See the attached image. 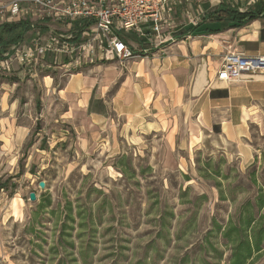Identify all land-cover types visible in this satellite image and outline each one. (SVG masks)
<instances>
[{"label": "rangeland", "instance_id": "obj_1", "mask_svg": "<svg viewBox=\"0 0 264 264\" xmlns=\"http://www.w3.org/2000/svg\"><path fill=\"white\" fill-rule=\"evenodd\" d=\"M4 61L0 264H228L217 225L236 220L264 185V132L251 129L257 154L247 169L236 145L189 130L179 115L116 119L109 141L80 148L60 93L67 69ZM254 264H264V252Z\"/></svg>", "mask_w": 264, "mask_h": 264}, {"label": "crops", "instance_id": "obj_2", "mask_svg": "<svg viewBox=\"0 0 264 264\" xmlns=\"http://www.w3.org/2000/svg\"><path fill=\"white\" fill-rule=\"evenodd\" d=\"M261 1L173 0L164 32L174 43L137 42L136 35L137 41L126 34L139 58L126 67L96 62L73 71L60 93L74 124L75 145L89 149L106 143L116 119L174 122L179 115L189 130L215 134L236 145L241 169L249 168L257 154L251 146V129L264 132V79L224 85L215 83V78L227 52L264 56V14L238 24L224 17L218 20L216 12L227 7L247 14L258 11L251 6ZM52 28L59 34L69 32L61 25ZM42 32L49 35L46 29ZM35 37L31 29L23 42ZM47 60L52 62L53 57L48 55ZM58 61L62 68L67 59ZM154 124L161 126L162 121Z\"/></svg>", "mask_w": 264, "mask_h": 264}, {"label": "built area", "instance_id": "obj_3", "mask_svg": "<svg viewBox=\"0 0 264 264\" xmlns=\"http://www.w3.org/2000/svg\"><path fill=\"white\" fill-rule=\"evenodd\" d=\"M172 1L13 0L7 8L0 7L1 21L27 20L36 37L28 44L22 41L11 46L4 55L5 67L16 63L25 68L49 69L61 66L59 57L67 59L63 67L70 74L96 62L124 65L140 57L127 43L126 34L134 33L156 45L174 43L164 32ZM52 25L66 27L69 32L59 34ZM44 29L48 30V36L42 32ZM48 55L53 57L52 62L47 60ZM261 79H264V56L227 52L215 83L233 85Z\"/></svg>", "mask_w": 264, "mask_h": 264}, {"label": "trees", "instance_id": "obj_4", "mask_svg": "<svg viewBox=\"0 0 264 264\" xmlns=\"http://www.w3.org/2000/svg\"><path fill=\"white\" fill-rule=\"evenodd\" d=\"M258 11H251L247 14H241L231 8H222L217 11V19L226 18L230 22L243 23L252 21L260 14H264V3H259ZM30 23L27 20H21L12 25L5 24L0 28V61L4 55L9 52L10 47L24 40ZM7 42V43H6ZM216 175L219 173H215ZM220 176V175H219ZM251 181L257 184L255 174ZM223 199V195L221 194ZM44 205H40L43 208ZM264 185L261 186L255 201L248 203L241 208L237 219L231 218L224 226L217 225L220 231L223 243L231 255L228 264H254L255 260L264 252ZM220 253V259H221Z\"/></svg>", "mask_w": 264, "mask_h": 264}, {"label": "water", "instance_id": "obj_5", "mask_svg": "<svg viewBox=\"0 0 264 264\" xmlns=\"http://www.w3.org/2000/svg\"><path fill=\"white\" fill-rule=\"evenodd\" d=\"M39 187H40L41 189H44V188H45V183H44V182H41V183L39 184ZM30 200L33 201V202L37 200V196H36L35 193H31V194H30Z\"/></svg>", "mask_w": 264, "mask_h": 264}]
</instances>
